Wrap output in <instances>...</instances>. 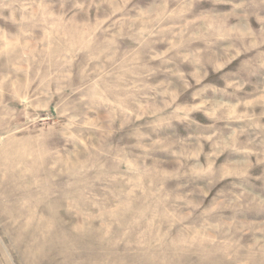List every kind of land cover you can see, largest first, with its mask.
<instances>
[{
	"label": "rangeland",
	"instance_id": "obj_1",
	"mask_svg": "<svg viewBox=\"0 0 264 264\" xmlns=\"http://www.w3.org/2000/svg\"><path fill=\"white\" fill-rule=\"evenodd\" d=\"M0 264H264V0H0Z\"/></svg>",
	"mask_w": 264,
	"mask_h": 264
}]
</instances>
